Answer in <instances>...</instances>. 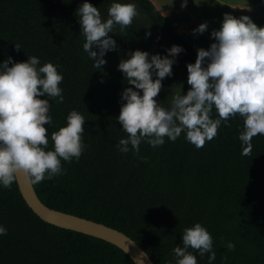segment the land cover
<instances>
[{
    "label": "trees",
    "instance_id": "1",
    "mask_svg": "<svg viewBox=\"0 0 264 264\" xmlns=\"http://www.w3.org/2000/svg\"><path fill=\"white\" fill-rule=\"evenodd\" d=\"M112 2L89 0L105 18ZM121 2L135 3L139 15L123 31L117 25L109 33L118 47L106 53L107 63L98 69L83 50L76 14L83 0H0V63L8 56L23 62L34 55L41 65H58L63 74V103L50 98L48 149L53 148L51 133L66 125L71 110L85 117L86 147L80 158L62 161L65 174L35 184L37 195L53 209L124 232L154 264H175L173 249L183 246V230L197 222L213 237L212 264H264V135L254 136L251 154L242 155L243 117L222 122L217 135L200 148L183 133L175 141L165 137L157 148L142 141L139 155L116 148L127 136L116 120L125 103L121 95L126 87L134 88L118 70L120 60L137 49L164 56L171 46H182L172 76L162 80L154 97L168 107L180 85L182 94L191 87L187 65L197 56L151 0ZM147 32L151 35L146 37ZM17 43L22 49L15 48ZM0 225L7 228L0 235V264H136L110 242L41 219L17 178L10 188L0 186ZM228 241L234 250L227 249ZM188 250L197 264H209L208 253Z\"/></svg>",
    "mask_w": 264,
    "mask_h": 264
},
{
    "label": "clouds",
    "instance_id": "2",
    "mask_svg": "<svg viewBox=\"0 0 264 264\" xmlns=\"http://www.w3.org/2000/svg\"><path fill=\"white\" fill-rule=\"evenodd\" d=\"M186 5L187 0H183L181 7ZM76 14L85 37L83 50L100 69L107 63L106 53L118 47L109 33L117 25L123 31L139 11L133 2L113 0L105 18L89 0H83ZM207 28V23H201L193 32L202 34ZM150 35L146 33V37ZM211 37L215 42L207 50L197 49L195 63L187 65L191 87L182 94L180 85L168 107L154 97L163 87L162 80L172 76L175 57L184 51L182 46H171L164 56L137 49L120 60L118 70L127 84L134 86L123 90L121 100L125 103L116 118L127 133L116 145L120 152L139 155L142 141L157 148L165 143V137L175 141L182 133L185 140L200 148L217 135L222 122L239 114L243 117L241 154H251L252 138L264 135V26L258 27L247 15L237 18L226 13ZM14 46L22 49L19 43ZM58 67L51 62L41 65L34 55L23 62L8 56L0 63V186L4 188L11 187L17 173L33 185L65 174L62 161L78 160L86 147L82 139L85 117L73 109L66 125L51 133L53 148L48 149L46 125L53 122L50 98H57V103L64 101L59 86L63 74ZM6 234L7 228L0 225V235ZM182 244L173 249L175 264H197L189 248L198 250L200 256L208 253L209 264L216 259L213 237L201 223L183 230ZM226 247L231 251L235 244L228 241Z\"/></svg>",
    "mask_w": 264,
    "mask_h": 264
},
{
    "label": "water",
    "instance_id": "3",
    "mask_svg": "<svg viewBox=\"0 0 264 264\" xmlns=\"http://www.w3.org/2000/svg\"><path fill=\"white\" fill-rule=\"evenodd\" d=\"M17 181L28 205L47 223L110 242L127 253L136 264H154L147 252L124 232L103 223L53 209L41 201L34 185L28 183L23 174L17 173Z\"/></svg>",
    "mask_w": 264,
    "mask_h": 264
},
{
    "label": "crops",
    "instance_id": "4",
    "mask_svg": "<svg viewBox=\"0 0 264 264\" xmlns=\"http://www.w3.org/2000/svg\"><path fill=\"white\" fill-rule=\"evenodd\" d=\"M158 10L167 17L185 40H187L196 49H208L211 43L215 42L211 37L212 30H218L221 27L224 14L229 13L239 18L242 15L249 16L253 22L259 27L264 26V0H193L192 7H183L175 14L178 17L184 18L179 24L173 21V15L166 14L160 8ZM187 13H190V15ZM187 16V17H186ZM201 23H207L208 28L202 34L196 33L199 40L196 44L190 40L188 30L192 26L196 28Z\"/></svg>",
    "mask_w": 264,
    "mask_h": 264
},
{
    "label": "rangeland",
    "instance_id": "5",
    "mask_svg": "<svg viewBox=\"0 0 264 264\" xmlns=\"http://www.w3.org/2000/svg\"><path fill=\"white\" fill-rule=\"evenodd\" d=\"M155 6L157 8H160L163 12H165L166 14H170V15H173V21L177 24H179L181 21L184 20V18H180L178 17L176 19V16H174L175 14H181L183 15L184 13H177L178 10L180 9H183V7H181V4L183 2V0H151ZM192 3H193V0H187V5L185 7H189L191 8L192 7ZM190 15V13H187V15ZM187 17V16H186ZM179 21V23H178ZM141 24H143L141 22ZM196 26H192L188 32H189V38L191 40L192 43L196 44L198 42L199 44V40L196 35V33L193 32V29H195ZM153 34V33H152Z\"/></svg>",
    "mask_w": 264,
    "mask_h": 264
}]
</instances>
